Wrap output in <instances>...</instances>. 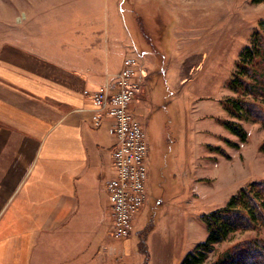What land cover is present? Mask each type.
I'll return each instance as SVG.
<instances>
[{
    "label": "rangeland",
    "instance_id": "1",
    "mask_svg": "<svg viewBox=\"0 0 264 264\" xmlns=\"http://www.w3.org/2000/svg\"><path fill=\"white\" fill-rule=\"evenodd\" d=\"M262 21L264 1L252 0H0V43L51 27L93 29L122 46L117 53L123 59H136L137 72L149 60L151 99L146 112H131L146 122L149 201L131 235L120 240L134 235L138 249H145L152 228L159 243L148 250V264H181L207 238L201 217L225 207L241 188L264 181V126L231 118L222 107L233 99L264 108L262 56L240 76L250 94L227 88L240 52L261 31ZM164 67L165 76L158 74ZM224 120L245 130V142L223 126ZM245 242L264 247V226L230 234L205 264L242 251Z\"/></svg>",
    "mask_w": 264,
    "mask_h": 264
},
{
    "label": "crops",
    "instance_id": "2",
    "mask_svg": "<svg viewBox=\"0 0 264 264\" xmlns=\"http://www.w3.org/2000/svg\"><path fill=\"white\" fill-rule=\"evenodd\" d=\"M39 33L0 43V264H148L159 243L152 228L147 261L134 235L121 242L109 234L115 138L109 118L93 125L82 94L121 68L122 46L93 29ZM148 61L132 113L146 112L151 99ZM160 251L163 262L165 241Z\"/></svg>",
    "mask_w": 264,
    "mask_h": 264
},
{
    "label": "built area",
    "instance_id": "3",
    "mask_svg": "<svg viewBox=\"0 0 264 264\" xmlns=\"http://www.w3.org/2000/svg\"><path fill=\"white\" fill-rule=\"evenodd\" d=\"M137 67V60L127 57L121 68L107 77L98 89L82 92L91 99L94 126L104 118L111 120L109 132L115 138L112 151L114 176L106 181L105 192L111 220L109 234L116 240L131 235L133 224L149 197L147 135L130 111V105L141 90Z\"/></svg>",
    "mask_w": 264,
    "mask_h": 264
},
{
    "label": "trees",
    "instance_id": "4",
    "mask_svg": "<svg viewBox=\"0 0 264 264\" xmlns=\"http://www.w3.org/2000/svg\"><path fill=\"white\" fill-rule=\"evenodd\" d=\"M252 1L259 4L264 0ZM259 26L261 31L253 34V42L239 54L235 72L227 84L231 93L242 91L247 95L252 92L247 91L248 88L244 89L247 85L240 76H244L248 72L246 66L252 65L261 56L264 59V41L260 43L261 35L264 34V21ZM262 85L264 86V77ZM223 107L231 118L250 120L264 126V108L254 102L226 99L223 101ZM222 124L241 142H245L247 134L238 123L224 120ZM262 150L264 151V147ZM201 219L206 228L207 238L204 242L196 244L192 251L186 254L181 264H205L209 254L214 251L217 245L223 243L230 234L239 230H248L258 223L264 226V181L252 182L241 188L237 194L229 199L225 207L205 214ZM143 244L145 249L139 248L138 250L148 260L146 238ZM241 248L242 251L235 250L234 254L218 261L217 264H264V247L259 242H245Z\"/></svg>",
    "mask_w": 264,
    "mask_h": 264
}]
</instances>
